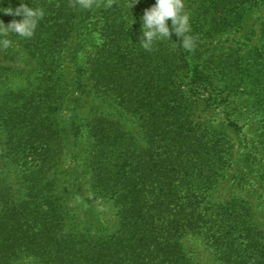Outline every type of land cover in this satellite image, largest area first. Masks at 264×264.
I'll list each match as a JSON object with an SVG mask.
<instances>
[{"label": "trees", "instance_id": "obj_1", "mask_svg": "<svg viewBox=\"0 0 264 264\" xmlns=\"http://www.w3.org/2000/svg\"><path fill=\"white\" fill-rule=\"evenodd\" d=\"M25 3L45 15L0 47V264H198L199 242L218 264H264V0H185L190 50L175 33L141 47L131 14L155 0ZM91 96L115 113L86 121ZM85 126L111 227L80 218L62 169Z\"/></svg>", "mask_w": 264, "mask_h": 264}, {"label": "rangeland", "instance_id": "obj_2", "mask_svg": "<svg viewBox=\"0 0 264 264\" xmlns=\"http://www.w3.org/2000/svg\"><path fill=\"white\" fill-rule=\"evenodd\" d=\"M264 7V6H263ZM261 7L260 11L254 12L255 17L259 16L260 20L257 25V37L254 42L259 43L261 38L262 28L264 27V8ZM132 17L141 25L140 17L142 13L132 12ZM209 96L208 93H205ZM84 111L88 116L86 121H91L96 116V111H105L111 115L115 113L114 108L106 105V103L97 96H91L84 99ZM210 118L215 116H209ZM128 127L132 128L135 132H141V124L134 119L127 118ZM85 131L78 136L70 134L66 140L65 151L62 161V169L64 170L67 179L73 181L76 189L80 192L79 205L81 208L80 218L84 221H93L101 227H111L115 224L118 218V210L111 202H102L93 200V195L90 194L89 187V139L88 128L85 126ZM252 133V130H251ZM226 185L223 186V188ZM222 189V187L220 188ZM221 192V190H220ZM227 195V192H222ZM221 197V196H220ZM219 199V198H218ZM88 201H91L89 203ZM196 257L198 264H218L211 250L203 242L197 244Z\"/></svg>", "mask_w": 264, "mask_h": 264}, {"label": "clouds", "instance_id": "obj_3", "mask_svg": "<svg viewBox=\"0 0 264 264\" xmlns=\"http://www.w3.org/2000/svg\"><path fill=\"white\" fill-rule=\"evenodd\" d=\"M4 0H0L2 4ZM84 8H91L95 0H79ZM138 2V0H137ZM110 6V0H109ZM185 0H155V3L146 8L140 17L141 35L139 43L145 50H151L154 43L162 38L171 39L175 33L180 39V45L185 49L194 47V40L189 34L191 31L190 16L184 11ZM5 15L21 17L13 19L10 23H0V47L12 46L7 38L8 33H15L21 37H31L38 26L40 19L45 15L44 9L30 7L25 0H20L19 6L13 8L0 7ZM171 20V25L168 21Z\"/></svg>", "mask_w": 264, "mask_h": 264}]
</instances>
